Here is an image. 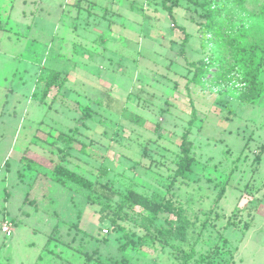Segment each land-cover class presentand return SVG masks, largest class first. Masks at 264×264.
<instances>
[{
    "label": "rangeland",
    "instance_id": "rangeland-1",
    "mask_svg": "<svg viewBox=\"0 0 264 264\" xmlns=\"http://www.w3.org/2000/svg\"><path fill=\"white\" fill-rule=\"evenodd\" d=\"M162 1L0 0V264L180 263L175 239L137 244L146 212L99 185L174 192L188 264H264V66L249 102L223 77L239 39H264V0H168L171 15ZM212 6L220 36L204 25ZM192 106L191 171L167 191ZM47 160L90 189L55 180ZM118 207L128 246L108 218Z\"/></svg>",
    "mask_w": 264,
    "mask_h": 264
},
{
    "label": "trees",
    "instance_id": "trees-1",
    "mask_svg": "<svg viewBox=\"0 0 264 264\" xmlns=\"http://www.w3.org/2000/svg\"><path fill=\"white\" fill-rule=\"evenodd\" d=\"M166 1H162V7L165 8L169 15H171V9L173 6V2L167 4ZM209 2V0H208ZM215 7H207V11L212 9V12H208V20L204 24L205 28L211 31L215 36L221 35L222 22L221 20H214L213 15L218 12L217 10H213ZM262 21L264 23V4L261 8ZM181 30L185 33L184 28L180 27ZM242 35V32L239 33ZM186 35L183 38V43L186 41ZM233 65L226 70V75L224 74V80L227 83L235 86L238 91V97L240 100L244 102H249L255 97L256 91L259 87L257 82V71L260 66H264V39L254 41L248 46H245L242 40H238L234 46L233 53ZM220 63L222 62L219 58ZM201 61V60H199ZM194 62L191 63L193 65ZM221 70V64H219ZM218 66V67H219ZM235 73V76L233 74ZM196 76L192 77L195 79ZM234 87V88H235ZM48 88L44 89V95L47 93ZM195 121V110L192 106L191 108V117L188 119L189 126L184 129L181 134V141L179 143V152L180 158L176 163L174 168L173 175L170 179L169 186L167 191L173 186L174 181L177 177H182L186 172L191 171V163L193 161V157L190 154V151L193 147L192 141L189 139L190 134V125ZM61 135V134H60ZM63 137V134L61 135ZM72 138H63L66 143H70ZM84 153L96 157V152L84 151ZM44 161V160H43ZM42 161V162H43ZM52 164L51 171L55 174V180H58L64 183V180H68L73 182L79 186L90 189V182L87 181L84 177L66 168L64 165L47 160ZM44 163V162H43ZM45 164V163H44ZM46 165V164H45ZM105 168L100 169V173L105 174ZM98 190L101 196L107 197L110 200V197H113L115 194L121 196L122 200L127 203L128 206H139L142 210L146 212L141 217L140 223L137 225L144 232L142 235L138 236L137 244H140L146 238H149L151 241H160V243L169 242V240L175 239L173 243H168L169 246H173L177 248L179 252L177 255V259L180 262L179 264H188L189 259L193 258L194 251L193 246L189 245L187 247L183 246L182 240L184 239L185 233L188 232V228L190 227L191 220H189L184 212L181 204L176 203V200H173L174 192H170V196L163 198H152L141 193H138L130 188H127L125 192L115 191L111 188L105 187L103 185L98 186ZM91 195L89 191L88 197ZM222 195V190H219L217 195L214 198L213 203H217ZM109 202H102L100 204V216L99 221H105L107 214H105V210L110 207ZM116 217L109 216L110 224L112 227L118 226L123 232L124 237V245L128 246L130 244V232L129 230H125L124 226L118 224L116 222V218L121 219L123 215H121V211L119 207L115 211ZM166 215H173L175 217V222L171 218ZM159 217L164 219V222L168 225L167 227L157 222ZM126 261L121 259L118 264H125ZM206 264H210L209 261Z\"/></svg>",
    "mask_w": 264,
    "mask_h": 264
},
{
    "label": "built area",
    "instance_id": "built-area-1",
    "mask_svg": "<svg viewBox=\"0 0 264 264\" xmlns=\"http://www.w3.org/2000/svg\"><path fill=\"white\" fill-rule=\"evenodd\" d=\"M1 231L4 232L7 236L11 235V224L9 222H4L1 225Z\"/></svg>",
    "mask_w": 264,
    "mask_h": 264
}]
</instances>
